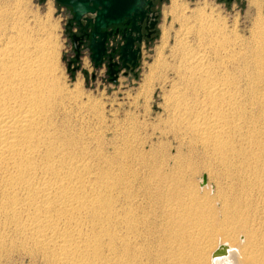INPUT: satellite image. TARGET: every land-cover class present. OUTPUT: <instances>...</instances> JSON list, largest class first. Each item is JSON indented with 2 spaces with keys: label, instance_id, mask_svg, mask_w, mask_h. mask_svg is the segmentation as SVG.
I'll list each match as a JSON object with an SVG mask.
<instances>
[{
  "label": "bare ground",
  "instance_id": "1",
  "mask_svg": "<svg viewBox=\"0 0 264 264\" xmlns=\"http://www.w3.org/2000/svg\"><path fill=\"white\" fill-rule=\"evenodd\" d=\"M258 1L243 40L205 7L170 0L180 36L142 78L148 90L172 73L164 122L134 124L109 152L102 117L57 88V47L34 37L21 0H0V263L264 264ZM199 165L213 189L196 186Z\"/></svg>",
  "mask_w": 264,
  "mask_h": 264
},
{
  "label": "rangeland",
  "instance_id": "2",
  "mask_svg": "<svg viewBox=\"0 0 264 264\" xmlns=\"http://www.w3.org/2000/svg\"><path fill=\"white\" fill-rule=\"evenodd\" d=\"M9 1L11 7H14V0ZM248 1L178 0L179 3L191 9L205 7L207 11H211L213 15L215 14V16L217 15L216 17L223 19L228 27L230 29L233 28L238 37L243 38V40H249L252 32L257 30L254 24L253 12L249 11L248 8ZM258 2L260 4V14L264 19V0H259ZM169 5L170 0H157L155 9L157 10L158 21L155 35L152 39L142 42L141 56L135 69L133 71L123 69L117 76L116 81L113 82L105 66H94L93 61L89 57L87 45L80 49L79 60L72 65L71 59L75 52L67 33V22L71 16L68 10L55 0H21L20 2L21 8L25 11L30 29L34 32V37L46 39L53 48L57 47L58 55L54 61V80L57 88L67 93L64 100L67 102L68 100L77 99V108L80 106L85 107L86 105V109L81 108L78 112L79 114L83 112L90 114L92 120L98 115L102 117L100 126L97 125L99 128L95 126L97 128L95 130L107 132H105L107 140L105 144L107 145L104 144V147L106 148L105 150L108 148L109 152L116 149L122 151L124 140L130 136L134 129L136 132V129L139 128V126H136L137 124L141 125L144 123L147 127H151L157 124L161 126L162 122H164L166 116V114L164 115L165 98L170 89L169 80L172 78V73L170 72V75L166 73V78H164L165 70L162 69V73L155 76L157 78L154 85L151 89L147 88L148 90L142 88V78L148 69L147 66L155 61L160 51L161 57L167 63L170 62L171 49L176 39L180 36L178 30L181 19L179 15H176L177 13L171 14L169 12ZM260 33L264 37V31ZM162 38H166L168 43L164 44ZM163 78L165 79L164 81ZM76 82L81 83L82 96L79 95L81 98H78L79 96L72 98L70 97L71 93L68 92ZM87 99H89L88 102ZM82 103L86 104L83 105ZM95 104L97 107L93 108L92 106H95ZM100 127L103 128L101 129ZM203 176L206 178V183L213 189L215 186L214 175L211 177L209 171L199 165L194 177L196 186H200ZM220 243H223V241H219L216 244Z\"/></svg>",
  "mask_w": 264,
  "mask_h": 264
},
{
  "label": "water",
  "instance_id": "3",
  "mask_svg": "<svg viewBox=\"0 0 264 264\" xmlns=\"http://www.w3.org/2000/svg\"><path fill=\"white\" fill-rule=\"evenodd\" d=\"M62 6L70 8L72 20L81 26L84 20L83 28L91 27L89 36V57L95 66L103 62L106 53L105 42L108 36L112 34L107 28L114 25L125 23L128 29L121 31L124 43L119 47L120 59L122 64L129 68L137 65V59L140 56L141 27L144 21L148 22L149 13L153 6L152 0H55ZM156 16L146 25V29L152 30L156 24ZM118 30H115V33ZM149 36V33H147ZM74 51L79 53L78 36L71 35ZM110 59V58H109ZM115 64L109 63L108 73L111 80L116 81ZM202 183H206L205 176L202 177ZM216 251V253H218Z\"/></svg>",
  "mask_w": 264,
  "mask_h": 264
},
{
  "label": "flooded vegetation",
  "instance_id": "4",
  "mask_svg": "<svg viewBox=\"0 0 264 264\" xmlns=\"http://www.w3.org/2000/svg\"><path fill=\"white\" fill-rule=\"evenodd\" d=\"M153 2V6L151 7V12L149 13V18H148V22L152 19V16L155 15L156 16V21H158L157 19V10L155 9V4L157 2V0H152ZM62 6V5H61ZM63 8H65L66 10L69 11L70 13V18L69 21L67 22V33L70 37V41H71V46L73 48V43H72V39H71V35L75 34L76 36L79 37V39L77 40V43H79V52L80 49L82 47H84L85 45H89V36L87 35L90 31H91V27H87V28H83L85 21L82 20L81 26H78L73 20H72V12L70 10V8L62 6ZM148 22L144 21L141 27V43L137 44L139 45L140 49H141V45L143 41H147L152 39V37L155 35L156 33V26H157V22L154 26V28L152 30L146 29V25H148ZM128 25H126L125 23L120 24V25H114V26H110L107 28L108 31H111L112 34L110 36L107 37L106 42H105V47H106V53L105 56L103 58V62L95 67H100V66H105L107 72H108V65L109 63H113L115 64L113 66V69L116 70V78L119 75V73L121 71L127 70V71H133L135 69V67L138 65L139 62V58L141 56V50H140V56L137 59V65L135 67H129L126 68L123 64H122V60L120 59V54H119V47L125 42L124 39L122 38V34L121 31L123 30L126 31L128 29ZM115 30H118L115 33ZM75 32V33H74ZM147 33H149V36H147ZM74 50V48H73ZM89 50V47H88ZM75 52V51H74ZM75 55L72 56V65L75 64L78 60H79V53L77 54L76 52L74 53ZM90 54V51H89ZM110 58V59H109ZM109 74V73H108ZM110 75V74H109ZM111 76V75H110Z\"/></svg>",
  "mask_w": 264,
  "mask_h": 264
}]
</instances>
